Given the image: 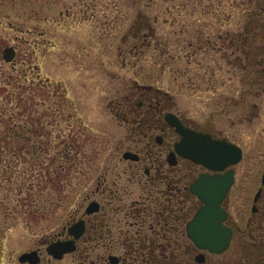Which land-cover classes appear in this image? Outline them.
<instances>
[{
  "label": "rangeland",
  "instance_id": "1",
  "mask_svg": "<svg viewBox=\"0 0 264 264\" xmlns=\"http://www.w3.org/2000/svg\"><path fill=\"white\" fill-rule=\"evenodd\" d=\"M255 19L262 33H246ZM8 47L12 62L3 56ZM263 63L264 0H0V264H22L37 248L41 264H61L45 243L89 200L100 202L116 240L135 222L133 207H153L144 161L123 155L145 156L161 133L145 138L153 123L139 127L147 107L132 113L133 95L147 105L158 98L243 149L225 204L240 232L209 262L243 260L255 241L248 224L264 174ZM141 86L163 95L143 99ZM178 138L166 131V143ZM194 201L186 223L200 206ZM175 239L184 261L191 241ZM117 243L86 239L80 249L92 259Z\"/></svg>",
  "mask_w": 264,
  "mask_h": 264
},
{
  "label": "flooded vegetation",
  "instance_id": "2",
  "mask_svg": "<svg viewBox=\"0 0 264 264\" xmlns=\"http://www.w3.org/2000/svg\"><path fill=\"white\" fill-rule=\"evenodd\" d=\"M254 24L256 25H248V27H245V32L254 33L259 29L256 33H262V26L259 25L258 19H255ZM241 45L243 46L244 44ZM241 45H238V47ZM263 72L264 70L260 72L257 71V77L260 76L261 78H264ZM138 89L140 92L142 91L141 97L146 100H151L156 93L162 94L161 91L152 89L151 87L141 86ZM134 96L136 95H133V97ZM165 97L169 100L172 99L168 94H166ZM132 98L127 100L128 102L126 101V104L129 103L127 105L132 108L130 109L132 113L139 116V111L142 108L147 107V112H141L143 113L141 120L139 122L135 120V123L138 122L139 127L140 125H146L148 121H152L153 123L152 126H147L144 135L145 138L152 141L153 134L150 131H154V129L161 133L160 136L154 138L156 143L152 142V144L157 146L159 150L153 148L151 142H148L149 150L145 156L132 152L139 158L135 162L140 163L144 161V165L146 166L145 173L149 179L146 183H151L150 189L148 190L149 196L147 200L153 207L149 205L140 207L139 203V207H133L128 215H131L135 222L130 223L128 231L125 228H121L116 240L113 231L104 220V213H102L103 207L100 202L96 199L89 200L87 207L79 217L73 219V221L64 226L62 231L52 240H47L45 243L46 247L55 241H67L73 239V236L69 234V228L76 222L82 220L85 221V233L79 240H76V250L64 255L62 259L57 260L62 262L61 264H70L65 261V258L69 256H74L77 259L83 258L82 261H80V264H142L143 254L147 257H153L157 256L159 252H161L162 255H169L171 257L177 256V259L180 257V255H176L175 253L181 249V245H177V239H175V237L181 235L182 237L186 236L188 238L186 221L189 215L195 210L196 203L194 200H197L198 204H200L199 199L191 192L190 187L200 174L208 171L201 166L198 167L193 164L190 160L180 156H172L175 144L171 145V143H166V131L174 133L176 137H179V135L174 128L168 125L165 119L167 113H172L170 111L171 107L163 106L161 100L158 101V98H156V103H149L148 105L145 100L134 102L132 101ZM175 115H177L187 127L196 131L209 133L213 137L219 138L205 129L196 127L191 119L185 118L179 114ZM178 139H180V137ZM170 159L175 162L174 165L170 164ZM149 164L154 167V173H152V170L147 167ZM191 166H196L198 168H196L198 173L196 178L191 175ZM263 197L264 188L257 203V211L253 214V217L248 224L249 231L247 235H249L252 240H255L251 241L253 244L252 249L243 260L234 264H264V204H261ZM92 202H97L99 204V209L92 214H86V210ZM187 205H189L188 208L186 207ZM229 220L230 218H228L226 224L233 231V241L240 230L235 225H232ZM175 223H178L181 226L185 225V228L180 226L181 228L179 227L175 230ZM260 231L261 233L256 235V233ZM243 234L244 236L246 235L244 232ZM86 239L89 242L113 241L118 243L115 247L112 246L110 248H105L104 246L106 253L104 252L103 254H99L95 258L90 259L92 256L90 249L84 251L80 249V243ZM189 241L191 240L189 239ZM183 248H185L182 250L184 261L182 263L179 261V264H210L209 260L211 259V256L217 255L210 253L209 251L203 252L198 250L192 242L190 245L183 246ZM114 249H117L119 252H112ZM36 250L41 258L39 263L41 264V249L37 248ZM91 250H93V248ZM200 254H203L204 256L201 263L196 259ZM111 257L116 258L111 259Z\"/></svg>",
  "mask_w": 264,
  "mask_h": 264
},
{
  "label": "water",
  "instance_id": "3",
  "mask_svg": "<svg viewBox=\"0 0 264 264\" xmlns=\"http://www.w3.org/2000/svg\"><path fill=\"white\" fill-rule=\"evenodd\" d=\"M5 61L12 62L16 56V50L8 47L4 50ZM168 125L175 129L180 136L174 145L172 156H180L193 163L204 167L208 172L201 174L191 185V192L197 196L201 205L194 217L187 223L186 232L188 238L200 251H209L213 254L225 252L233 237L232 229L226 224L229 213L224 206L228 195L236 181L237 166L243 159V149L229 141L227 138H215L209 133L196 131L187 127L174 113L165 116ZM124 159L137 161L139 158L132 152L124 153ZM170 164L174 165L170 159ZM264 187V174L262 187L254 199L253 213L257 211L256 204ZM99 209L97 202H92L86 210V214H92ZM85 233V221L74 223L69 228V234L73 239L56 241L51 243L46 251L56 260L76 250V240ZM203 254L197 256V261H203ZM116 257H111V259ZM22 264H39L41 258L37 250L23 253L19 257Z\"/></svg>",
  "mask_w": 264,
  "mask_h": 264
},
{
  "label": "trees",
  "instance_id": "4",
  "mask_svg": "<svg viewBox=\"0 0 264 264\" xmlns=\"http://www.w3.org/2000/svg\"><path fill=\"white\" fill-rule=\"evenodd\" d=\"M245 40H249V39H245ZM245 40H242V42H244ZM191 175L196 178L198 175L197 171H196V166L192 167L191 166ZM193 178V179H194ZM261 204H264V197L261 200ZM181 225H179L178 223H175V230H177V228H179ZM185 225L181 226L183 228ZM180 227V228H181ZM177 255V254H176ZM142 264H179L178 262L180 261V263L183 262V259H177V256H169V255H162L161 252L158 253L157 256H153V257H147L143 254L142 256Z\"/></svg>",
  "mask_w": 264,
  "mask_h": 264
}]
</instances>
